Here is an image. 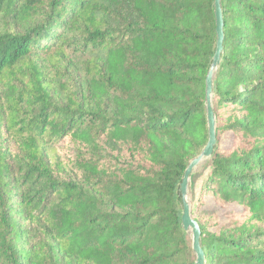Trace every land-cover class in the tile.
Listing matches in <instances>:
<instances>
[{"label": "trees", "instance_id": "1", "mask_svg": "<svg viewBox=\"0 0 264 264\" xmlns=\"http://www.w3.org/2000/svg\"><path fill=\"white\" fill-rule=\"evenodd\" d=\"M213 3L0 0V264L194 263ZM220 6L191 216L206 264H264V0Z\"/></svg>", "mask_w": 264, "mask_h": 264}, {"label": "water", "instance_id": "2", "mask_svg": "<svg viewBox=\"0 0 264 264\" xmlns=\"http://www.w3.org/2000/svg\"><path fill=\"white\" fill-rule=\"evenodd\" d=\"M214 18H215V49L212 60L205 78V110L207 121V142L200 154L193 158L184 170L183 176L178 186V195L181 202V228L190 235L192 251L195 256L193 264H206L204 251L201 247V231L198 223L192 219L190 203L188 200V185L195 169L204 161L208 160L217 144L215 115L212 107V90L214 74L217 71L223 52V18L220 6V0H214Z\"/></svg>", "mask_w": 264, "mask_h": 264}, {"label": "rangeland", "instance_id": "3", "mask_svg": "<svg viewBox=\"0 0 264 264\" xmlns=\"http://www.w3.org/2000/svg\"><path fill=\"white\" fill-rule=\"evenodd\" d=\"M230 141H231V135L230 134H224L223 135V137H222V139H221V147H227V146H229L230 145ZM205 162L206 161H204V162H202L196 169H195V171H194V173L193 174H195V173H198V172H200L201 171V169H202V166L205 164ZM198 193H199V189L198 188H196V190H195V197H197L198 196ZM188 200H189V203H190V210H191V215L192 214H197V211H196V200H194V201H192L191 200V196H190V183H189V185H188ZM205 207L204 208H213L218 214H222L223 213V210H220L218 207H216V206H212V204H211V202H209V201H205ZM228 209L229 210H231V209H233V210H238L235 206H228Z\"/></svg>", "mask_w": 264, "mask_h": 264}]
</instances>
